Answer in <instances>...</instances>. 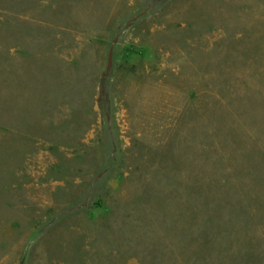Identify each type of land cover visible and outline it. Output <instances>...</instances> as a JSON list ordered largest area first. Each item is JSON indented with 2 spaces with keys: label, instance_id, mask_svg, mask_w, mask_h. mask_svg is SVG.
<instances>
[{
  "label": "rangeland",
  "instance_id": "obj_1",
  "mask_svg": "<svg viewBox=\"0 0 264 264\" xmlns=\"http://www.w3.org/2000/svg\"><path fill=\"white\" fill-rule=\"evenodd\" d=\"M0 264H264V0H0Z\"/></svg>",
  "mask_w": 264,
  "mask_h": 264
}]
</instances>
